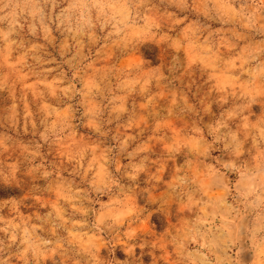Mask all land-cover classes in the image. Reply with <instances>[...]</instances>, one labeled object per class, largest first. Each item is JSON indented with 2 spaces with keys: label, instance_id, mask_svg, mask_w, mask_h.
Listing matches in <instances>:
<instances>
[{
  "label": "clouds",
  "instance_id": "obj_1",
  "mask_svg": "<svg viewBox=\"0 0 264 264\" xmlns=\"http://www.w3.org/2000/svg\"><path fill=\"white\" fill-rule=\"evenodd\" d=\"M0 264H264V0H0Z\"/></svg>",
  "mask_w": 264,
  "mask_h": 264
}]
</instances>
